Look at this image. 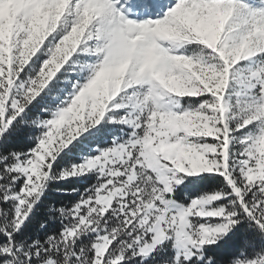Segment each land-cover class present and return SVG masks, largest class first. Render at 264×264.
Wrapping results in <instances>:
<instances>
[{
	"label": "snow or ice",
	"instance_id": "obj_1",
	"mask_svg": "<svg viewBox=\"0 0 264 264\" xmlns=\"http://www.w3.org/2000/svg\"><path fill=\"white\" fill-rule=\"evenodd\" d=\"M0 264H264V0H0Z\"/></svg>",
	"mask_w": 264,
	"mask_h": 264
}]
</instances>
